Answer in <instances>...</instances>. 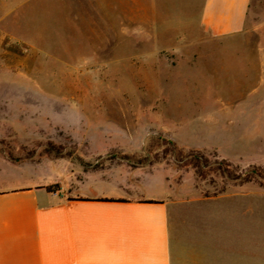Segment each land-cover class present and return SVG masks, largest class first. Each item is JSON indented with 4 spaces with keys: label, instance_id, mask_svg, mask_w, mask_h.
Segmentation results:
<instances>
[{
    "label": "rangeland",
    "instance_id": "obj_1",
    "mask_svg": "<svg viewBox=\"0 0 264 264\" xmlns=\"http://www.w3.org/2000/svg\"><path fill=\"white\" fill-rule=\"evenodd\" d=\"M203 3L0 0V165L45 146L78 174L105 177L93 191H119L108 185L118 174L137 189L130 195L163 197L166 183L177 195L264 192V123L227 127L213 117L264 93L248 95L246 60L236 59L264 49V0H252L245 30L225 38L203 30ZM255 68L251 83L264 72ZM221 142L236 153L220 154ZM194 154L201 176L189 163Z\"/></svg>",
    "mask_w": 264,
    "mask_h": 264
},
{
    "label": "crops",
    "instance_id": "obj_2",
    "mask_svg": "<svg viewBox=\"0 0 264 264\" xmlns=\"http://www.w3.org/2000/svg\"><path fill=\"white\" fill-rule=\"evenodd\" d=\"M251 2L204 0L203 30L211 38L243 32ZM260 29L258 42L264 46V21ZM260 52L236 56L246 60L242 77L248 95L264 91L259 84L264 72L257 82L251 83L250 75L255 63L264 66V49ZM243 106L242 111H215L214 122L227 127L264 123V116H256L257 109H264V93ZM217 145L222 155L236 153L234 147ZM47 149L0 165V264H264V192L243 188L177 195L164 177L158 184L166 183L169 193L163 197L130 195L137 189L118 174L110 175L108 185L119 191L98 192L93 190L105 177L78 174L67 156ZM53 184L57 191L45 189ZM65 188L75 193L67 197ZM221 217L228 223L222 229Z\"/></svg>",
    "mask_w": 264,
    "mask_h": 264
},
{
    "label": "trees",
    "instance_id": "obj_3",
    "mask_svg": "<svg viewBox=\"0 0 264 264\" xmlns=\"http://www.w3.org/2000/svg\"><path fill=\"white\" fill-rule=\"evenodd\" d=\"M190 159L191 160L189 161V163L191 164L192 169L194 170V173L197 176H201L202 175V171H203L202 167L204 165V161H202V156L194 154V155H191ZM218 170H221L220 166L218 167ZM245 179L248 180L250 178L246 176ZM45 189L47 191H50V192L51 191H57L58 190V185L57 184L49 185V186H46Z\"/></svg>",
    "mask_w": 264,
    "mask_h": 264
}]
</instances>
